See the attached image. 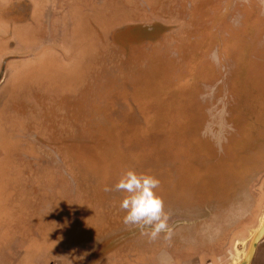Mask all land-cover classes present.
Listing matches in <instances>:
<instances>
[{
  "label": "rangeland",
  "instance_id": "1",
  "mask_svg": "<svg viewBox=\"0 0 264 264\" xmlns=\"http://www.w3.org/2000/svg\"><path fill=\"white\" fill-rule=\"evenodd\" d=\"M136 2L123 0L113 18L94 8L98 25L75 19L72 39L88 32L91 49L49 88L73 97L25 101L49 94L38 81L52 76L34 73L41 65L11 73L0 90V213L34 181L43 195L37 233L44 245L54 237L57 264H97L115 241L136 260L153 241L123 223L125 193L114 189L131 168L160 179L169 223L187 232L173 251L155 246L156 264H175L173 252L191 246L187 264H238L264 223V0ZM99 28L103 54L89 67ZM24 134L42 136L39 151L23 146Z\"/></svg>",
  "mask_w": 264,
  "mask_h": 264
},
{
  "label": "crops",
  "instance_id": "2",
  "mask_svg": "<svg viewBox=\"0 0 264 264\" xmlns=\"http://www.w3.org/2000/svg\"><path fill=\"white\" fill-rule=\"evenodd\" d=\"M74 7L78 9L77 17L72 15ZM118 7L123 9V3L118 2V0H0V90L7 86L11 73L20 76L23 73L27 74L26 71L30 70L26 67L41 65L43 66L42 69L40 68L34 73L37 74L38 79L40 76H52L51 79L38 81L39 88L43 90L47 88L49 94L40 100L26 98L25 101L28 103L44 102L49 106L58 103L62 98L59 94L73 97L74 91L64 95L65 91L58 93L49 89L52 86L56 88L60 86L59 82L62 80L57 75L64 71L71 74L75 69V63L80 61V58L77 57L81 54L86 56L91 49L89 45H86L89 33L86 32L87 40L82 36L78 38L82 41H76L71 37L70 28L75 24V19L83 21L87 26L98 25L97 21L94 22L93 20L94 16L99 15L100 12H96L94 8L108 9L103 17L113 18L115 17L114 9ZM97 32L99 39L97 35L94 41V55L92 53L88 55L89 67H94L95 63H99V58L103 54V47L101 48V44L99 46L98 41H101V38L102 43L106 41L105 36L107 35L102 34L100 28ZM112 33L113 31L109 34ZM75 42H80L81 45L77 46L74 44ZM90 71L83 79L82 86L85 84V79ZM34 73L30 74L33 75ZM68 80L70 79L66 81ZM69 85L71 84L63 83L61 87L66 90ZM18 105L15 106V110L20 109ZM14 118L17 119L19 116H14ZM26 135L35 138L36 143L28 144L23 139ZM38 137L42 138L38 134H24L21 138L23 146L32 149V151L28 149L27 152L39 151ZM30 183L27 185L30 187L28 194H26L28 197L24 201L20 200L19 203H16L17 200L14 196L8 201L4 200L5 203H3V209L0 213V232L2 233L0 236L2 238L0 239V264H57L58 257H53L52 254L53 249L58 247L54 237L51 243L44 245L43 233L42 235L37 233V224L39 225L43 221V195L40 194L42 188H39L40 191L37 192L36 182ZM23 189L26 190L27 187ZM27 201H29L32 210L31 208L25 210ZM32 236L33 240L27 241ZM144 246L146 249H140L141 257L136 260H134V256L124 260L123 254L114 251L103 255L97 264H156L154 261L155 246L150 244ZM194 247L186 248L185 251H174L175 261L173 263L187 264L193 262L194 258H191L193 255L190 253L195 251ZM150 248L151 250H149ZM173 248L175 247H170L172 251ZM263 252L264 241L260 243L252 264H264ZM262 257L263 262H261ZM71 264H75V262Z\"/></svg>",
  "mask_w": 264,
  "mask_h": 264
},
{
  "label": "clouds",
  "instance_id": "3",
  "mask_svg": "<svg viewBox=\"0 0 264 264\" xmlns=\"http://www.w3.org/2000/svg\"><path fill=\"white\" fill-rule=\"evenodd\" d=\"M161 181L152 174L127 169L114 185L116 191L125 193L120 201L124 211L123 223L139 230L140 235L150 241L163 237L171 242L175 228L169 223L171 214L165 210L163 197L159 194ZM106 192L113 187L106 186Z\"/></svg>",
  "mask_w": 264,
  "mask_h": 264
},
{
  "label": "flooded vegetation",
  "instance_id": "4",
  "mask_svg": "<svg viewBox=\"0 0 264 264\" xmlns=\"http://www.w3.org/2000/svg\"><path fill=\"white\" fill-rule=\"evenodd\" d=\"M118 2H120V3H123V0H119ZM127 3H134L135 5H136V0H130L129 2H128V0H127ZM132 4H130V6L132 5ZM133 4V5H134ZM133 5H132V7H133ZM128 6V5H127ZM123 7H126V6H124V4H123ZM135 7V6H134ZM178 225H183V224H178ZM263 225V224H262ZM125 233H128V232H125ZM186 234H187V232H186V230L185 231H182V232H175V234H174V236H173V238H172V241L171 242H168V241H166V240H162V241H159V240H156V241H153V243H151L150 245L151 246H157V245H159V246H168V245H170V246H168L169 248L172 246V247H176V246H178L179 245V243L178 242H180L182 239L184 240V241H186ZM176 236H178V237H176ZM56 240H57V237H56ZM138 240V239H137ZM264 241V240H263ZM262 241V242H263ZM121 242L122 241H115L114 243H110V244H108L105 248H102L104 251H105V253L106 252H108L107 254H110V253H113L114 251H118V252H120L121 254H123V251L121 252L120 250L123 248V244L124 243H122L121 244ZM127 242V241H126ZM133 242L134 241H131V242H129V243H132L133 244ZM101 243V242H100ZM104 243H106L105 241L104 242H102V244H101V246H98L97 248H100V247H102V246H104L105 244ZM128 243V244H129ZM121 244V245H120ZM126 245V244H125ZM118 246H121V247H118ZM132 248H134V247H132ZM56 249H57V247L56 248H54L53 249V251H52V254H53V257L54 256H56L57 254L55 253V252H57L56 251ZM54 254H56V255H54ZM128 260V259H127Z\"/></svg>",
  "mask_w": 264,
  "mask_h": 264
},
{
  "label": "water",
  "instance_id": "5",
  "mask_svg": "<svg viewBox=\"0 0 264 264\" xmlns=\"http://www.w3.org/2000/svg\"><path fill=\"white\" fill-rule=\"evenodd\" d=\"M264 240V223L255 234L245 258L238 264H252L260 243Z\"/></svg>",
  "mask_w": 264,
  "mask_h": 264
}]
</instances>
